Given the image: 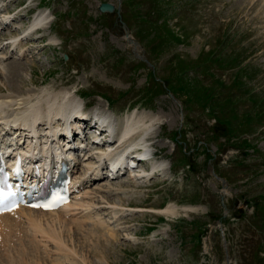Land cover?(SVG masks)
<instances>
[{
	"label": "rangeland",
	"instance_id": "1",
	"mask_svg": "<svg viewBox=\"0 0 264 264\" xmlns=\"http://www.w3.org/2000/svg\"><path fill=\"white\" fill-rule=\"evenodd\" d=\"M105 2L113 13L99 10ZM0 5V21L10 18L0 22V96L74 91L88 116L108 111L120 126L134 113L157 117L154 162L169 169L93 184V194L115 187L97 194L111 206L99 210L108 225L86 223L79 210L62 225L64 242L29 237L32 249L28 240L9 248L0 241V264H227L228 255L230 264H264V0ZM41 13L49 24L30 32ZM15 36H24L20 54L9 48Z\"/></svg>",
	"mask_w": 264,
	"mask_h": 264
},
{
	"label": "bare ground",
	"instance_id": "2",
	"mask_svg": "<svg viewBox=\"0 0 264 264\" xmlns=\"http://www.w3.org/2000/svg\"><path fill=\"white\" fill-rule=\"evenodd\" d=\"M49 19L50 16L47 15L46 13H41L37 15L29 28L30 32L31 31L37 32L36 30L45 28V26L49 24L48 23ZM9 21H10L9 17L8 18L4 17L3 21L1 20L0 22L1 24L7 25ZM24 36L22 38L21 37L19 38L17 36L11 37L9 48L14 47V49L20 50L21 52L23 50L21 44L23 42ZM3 49L4 46L0 47V50ZM135 50L138 51L139 46H135ZM5 56L1 51L0 58L2 60H0V63L3 61ZM49 91H51V89L48 88L44 90L40 89V91L38 90V92L27 91V93L26 92L22 93V91H20V92L10 93L7 96L6 95L0 96V128H1L0 136L3 137L4 141H8L9 140L8 137L12 135H16L15 142L19 144H22L23 140H29L31 144H34L35 142L41 141L43 139L48 141L50 140V146L48 148L49 149L48 156L51 155L52 152L58 151L59 149L63 150V145L65 143L62 142L63 140L61 139V137L62 135L64 136V134L66 133L69 134V132L66 131L68 124H70L71 128L73 127V125H75L76 127L78 125H81L80 124L81 120L87 122V120L91 116H88L84 112V110L82 109V102L78 100L79 97L77 96V94H75L74 91H65L57 94H52ZM68 109L70 110V112H68ZM93 115L94 118L98 120L102 119L103 125L107 127V129L105 128L104 131H109L110 133L109 136L112 142H110V140L107 139L105 142L104 141L101 142V143L104 142L103 145H99L101 143L95 142L98 138L96 136L94 137L95 139L92 142L93 145L96 144L100 146V148L94 150L92 147L91 149L92 151L88 150L90 155L88 154L87 156L85 154L82 160L83 161L82 163L85 167L84 172H81L79 175H78L79 170L78 171L76 170L75 172V174L78 175L75 177L76 180L75 184L76 185L81 184L84 186V188L86 187L85 185H87L88 183H91L92 181H101L102 180L101 176H105L107 173L109 174L108 171L107 173H103V170L101 169V166H103L104 164L103 162H105L106 160L110 161V164H112L111 161L116 163L112 165L114 168H117L119 165L122 164L121 160L130 151H138L137 147H143V148L148 147V145H150L149 133L151 132L153 127H155V125L159 122V119L157 117H153L148 114L134 113L131 116H129L126 120H124L122 125L120 126L119 124L116 123L117 120L108 111L105 112L96 111L94 114H92V116ZM77 121L79 123H77ZM56 139H58V141H56ZM138 139L140 140L139 142L137 141ZM83 144L84 145L82 146H86V147L89 146V144H87L84 141ZM74 146L75 144L68 143L66 150L68 148L69 150H71V147ZM74 152L76 153L75 149ZM65 153L69 154L72 160H74L75 164L77 165L79 164V156L77 157L75 153L73 154L71 152L68 153V151H66ZM116 158L117 160L114 161ZM131 160L134 159L131 158ZM154 161L155 159L150 161V165L152 167L151 173H149L150 172L149 170H148L149 172H147L146 168L143 169L139 167V164L137 167H133V164H135L136 161H132L130 165L128 164L129 161L128 162L125 161L122 164L121 168H124L126 172H129V178H131L132 180H136V181L143 179L146 180L147 178H150L152 176L154 177L160 175L158 174L160 172L159 170L162 169L165 164V162H154ZM108 187L104 188L107 189L104 192L109 191L110 193L115 191L114 190L115 187H110V188ZM102 189L103 187L102 188L99 187L98 192L94 194L90 190L83 191L82 194L78 196V198L74 203L68 205L63 210H59L55 212L54 211L43 212L41 210L21 209L17 213L1 216L0 217V241L2 244L1 246L2 247L8 246V248L14 247L15 243H17L18 241L24 242V244H26L28 240L32 247L33 242L32 243L30 242L31 238L29 239V237H33L34 240H37L39 237L42 238L41 236L43 235H45L47 238L51 240L56 239L57 241L56 243H58V241L64 242L62 239L63 238L62 235H64L62 233L63 232L62 225L64 223L69 224L68 223L69 220L66 217H69L68 215L74 212L75 210H81L85 212L84 214L82 213L83 214L82 217L84 219L83 218L81 219L85 220L86 223L93 222L95 226L97 225L102 227L108 225V222L104 221L103 218L100 216L101 214L99 213V210L102 211V209L104 210L111 208V206L107 207L104 205H100L101 203L100 204L98 203L99 195L97 194L98 193L100 194V192L104 190ZM100 199H102L103 201L104 197H100ZM184 210H189V209H184ZM164 212L166 214L168 213L175 214L176 210L173 208H169L164 210ZM72 215H74V213ZM70 220H72V218H70ZM80 221L83 223H77V224L80 225L85 224L84 221L82 220ZM70 222H75V220L74 221L72 220ZM110 225L111 224H109V226ZM29 234L31 235L29 236ZM46 241H48V239ZM60 243L56 244V247L59 245L57 247L58 250L60 252L68 251L63 249L64 246L63 248H61L63 243L62 244ZM37 245L39 246V244ZM28 248L29 247H26V251H28L29 253V250L31 251V249L28 250ZM32 249H36V247L34 248L33 245ZM26 251L23 250L22 254H24L25 256L21 257V259H24V261L25 259L27 260L26 254L28 253H26ZM19 254L21 253L19 252ZM6 255L7 254H5V256ZM11 259L13 261H11ZM11 259H9V262L11 261V263L15 264L14 258ZM15 259L17 258L15 257ZM26 263L27 261L25 262V264ZM28 263H30V260Z\"/></svg>",
	"mask_w": 264,
	"mask_h": 264
},
{
	"label": "water",
	"instance_id": "3",
	"mask_svg": "<svg viewBox=\"0 0 264 264\" xmlns=\"http://www.w3.org/2000/svg\"><path fill=\"white\" fill-rule=\"evenodd\" d=\"M100 10L102 11V12H113L114 10H115V7H114V5L113 4H109V3H105V4H102L101 5V7H100ZM124 29H125V31H126V35H127V37H129V30H128V28H127V26L124 24ZM130 43H132V40H130ZM134 44H136L137 45V43L136 42H134ZM143 60H144V58H143ZM146 61V60H145Z\"/></svg>",
	"mask_w": 264,
	"mask_h": 264
},
{
	"label": "snow or ice",
	"instance_id": "4",
	"mask_svg": "<svg viewBox=\"0 0 264 264\" xmlns=\"http://www.w3.org/2000/svg\"><path fill=\"white\" fill-rule=\"evenodd\" d=\"M3 201L2 200H0V203H2ZM44 207H50L49 205H44Z\"/></svg>",
	"mask_w": 264,
	"mask_h": 264
}]
</instances>
